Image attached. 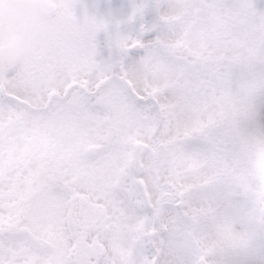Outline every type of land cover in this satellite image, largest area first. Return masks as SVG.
I'll list each match as a JSON object with an SVG mask.
<instances>
[{
	"label": "snow or ice",
	"instance_id": "snow-or-ice-1",
	"mask_svg": "<svg viewBox=\"0 0 264 264\" xmlns=\"http://www.w3.org/2000/svg\"><path fill=\"white\" fill-rule=\"evenodd\" d=\"M131 7L0 77V264H264V3Z\"/></svg>",
	"mask_w": 264,
	"mask_h": 264
},
{
	"label": "clouds",
	"instance_id": "clouds-1",
	"mask_svg": "<svg viewBox=\"0 0 264 264\" xmlns=\"http://www.w3.org/2000/svg\"><path fill=\"white\" fill-rule=\"evenodd\" d=\"M59 0H0V77L23 64L44 44V35L57 23L55 6ZM95 4L97 0H79ZM120 9H117L119 12ZM140 9L132 8L128 16L139 14ZM92 12L87 9L81 16V24L87 23ZM50 85L61 87L63 81L56 75L47 78ZM11 156L6 153L5 163Z\"/></svg>",
	"mask_w": 264,
	"mask_h": 264
},
{
	"label": "flooded vegetation",
	"instance_id": "flooded-vegetation-1",
	"mask_svg": "<svg viewBox=\"0 0 264 264\" xmlns=\"http://www.w3.org/2000/svg\"><path fill=\"white\" fill-rule=\"evenodd\" d=\"M107 2V7H109L108 9L105 10V14L100 13V11L98 10V8L100 7V9H102V5H104ZM131 2L132 0H97V2L95 4H91L88 3L87 7L89 8V10L91 12H95L98 15L104 16L106 18H108L109 20H111V18L113 17V15H110V17H108V15L106 16V14L108 13H113L114 8L120 9L119 12H116L117 16L122 17V16H126L127 12L131 9ZM122 6V8H121ZM82 10V7H81ZM133 26L132 28H130V24L129 23H124L123 24V28H126L128 31H135L138 28V24L139 21L132 23ZM103 32H101L99 35H101ZM106 35V39H107V34Z\"/></svg>",
	"mask_w": 264,
	"mask_h": 264
},
{
	"label": "rangeland",
	"instance_id": "rangeland-1",
	"mask_svg": "<svg viewBox=\"0 0 264 264\" xmlns=\"http://www.w3.org/2000/svg\"><path fill=\"white\" fill-rule=\"evenodd\" d=\"M261 3H264V0L261 2ZM107 5V2L104 4V5H102V9H100V7L98 8V10L100 11V13H102V14H105V10L106 9H108L109 7H107L106 6ZM114 12L111 14V13H108V14H106V16L108 15V17H110V15H113V17L111 18V24H110V29H114L115 27H116V25H115V21H116V19H118L119 18V16H117V14H116V8H114V10H113ZM123 25V24H122ZM122 25H120V27L122 26ZM121 30H123V29H121ZM107 34V33H106ZM98 37H100L101 39H100V50L102 51H99L100 53H99V55L101 56V57H103V56H107L108 55V52H109V50H108V48H107V39H106V35H105V32H103L101 35H99Z\"/></svg>",
	"mask_w": 264,
	"mask_h": 264
},
{
	"label": "trees",
	"instance_id": "trees-1",
	"mask_svg": "<svg viewBox=\"0 0 264 264\" xmlns=\"http://www.w3.org/2000/svg\"><path fill=\"white\" fill-rule=\"evenodd\" d=\"M263 0H260V2H262ZM146 16H147V20L149 21V22H151L152 20H154L155 18H156V13H155V11L153 10V11H149V12H147L146 13ZM99 39H101L100 37H99ZM101 51V50H100ZM102 52V51H101ZM100 53V52H99Z\"/></svg>",
	"mask_w": 264,
	"mask_h": 264
}]
</instances>
